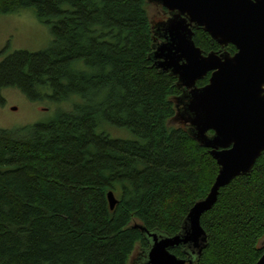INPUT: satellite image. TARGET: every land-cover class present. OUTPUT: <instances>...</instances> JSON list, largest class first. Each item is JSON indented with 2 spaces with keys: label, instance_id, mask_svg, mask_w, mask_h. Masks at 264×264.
<instances>
[{
  "label": "trees",
  "instance_id": "16d2710c",
  "mask_svg": "<svg viewBox=\"0 0 264 264\" xmlns=\"http://www.w3.org/2000/svg\"><path fill=\"white\" fill-rule=\"evenodd\" d=\"M148 3L0 0V14L31 9L51 34L45 49L0 61V90L70 103L47 122L0 129V264H129L148 247L135 222L177 233L208 193L218 165L175 120L182 90L149 57L162 40L153 21L167 11L159 5L151 19ZM193 32L205 53L236 50L202 28ZM104 124L133 138H111ZM200 224L206 246L193 264L256 263L264 251V151L249 174L219 189Z\"/></svg>",
  "mask_w": 264,
  "mask_h": 264
},
{
  "label": "water",
  "instance_id": "95a60500",
  "mask_svg": "<svg viewBox=\"0 0 264 264\" xmlns=\"http://www.w3.org/2000/svg\"><path fill=\"white\" fill-rule=\"evenodd\" d=\"M149 2L167 11L165 19L153 21L162 40L153 44L149 57L159 71L176 77L182 93L175 120L208 149L218 172L206 196L188 210L179 232L133 224L148 247L132 254L129 264H193L207 240L201 215L214 205L221 187L250 173L264 151V0ZM193 28H202L220 46L232 44L235 52H203L193 41ZM208 73L207 83L198 86ZM107 199L112 209L116 198L111 191ZM174 248L184 257L175 255ZM255 264H264V251Z\"/></svg>",
  "mask_w": 264,
  "mask_h": 264
},
{
  "label": "rangeland",
  "instance_id": "374dc122",
  "mask_svg": "<svg viewBox=\"0 0 264 264\" xmlns=\"http://www.w3.org/2000/svg\"><path fill=\"white\" fill-rule=\"evenodd\" d=\"M146 10L151 19H156L161 13V8L154 2H149ZM50 40L49 26L39 21L33 10L0 14V61L17 50H43ZM0 93L3 97L0 103V129L16 130L26 125L47 122L57 111L70 107L69 102H49L46 99L32 101L17 87H3ZM103 128L111 138H133L126 128L109 124H104Z\"/></svg>",
  "mask_w": 264,
  "mask_h": 264
},
{
  "label": "flooded vegetation",
  "instance_id": "af4514ba",
  "mask_svg": "<svg viewBox=\"0 0 264 264\" xmlns=\"http://www.w3.org/2000/svg\"><path fill=\"white\" fill-rule=\"evenodd\" d=\"M234 52H235V51H234ZM234 52H233V53H234ZM233 53H232V54H233Z\"/></svg>",
  "mask_w": 264,
  "mask_h": 264
}]
</instances>
